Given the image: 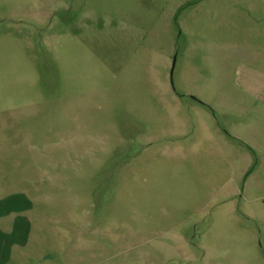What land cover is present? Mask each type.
I'll return each mask as SVG.
<instances>
[{"label":"rangeland","instance_id":"obj_1","mask_svg":"<svg viewBox=\"0 0 264 264\" xmlns=\"http://www.w3.org/2000/svg\"><path fill=\"white\" fill-rule=\"evenodd\" d=\"M243 59H264V0H0V178L34 191L32 247L264 264V187L195 99Z\"/></svg>","mask_w":264,"mask_h":264},{"label":"crops","instance_id":"obj_2","mask_svg":"<svg viewBox=\"0 0 264 264\" xmlns=\"http://www.w3.org/2000/svg\"><path fill=\"white\" fill-rule=\"evenodd\" d=\"M234 84L237 87L224 89L217 105L195 99L210 106L214 116L216 112L222 116L217 129L211 130L213 138H220L228 147L229 157L238 158L243 172L255 175V184L264 187V59H243ZM6 178H0V264H64L67 251L48 248L41 255L32 247L37 219L34 191L7 187L16 179ZM261 200L264 202V195ZM64 240L63 244L69 246L71 240ZM72 261L80 264L78 257Z\"/></svg>","mask_w":264,"mask_h":264}]
</instances>
